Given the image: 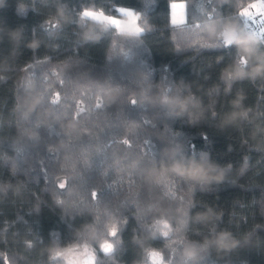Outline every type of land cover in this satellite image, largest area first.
I'll return each instance as SVG.
<instances>
[{"label":"trees","instance_id":"trees-1","mask_svg":"<svg viewBox=\"0 0 264 264\" xmlns=\"http://www.w3.org/2000/svg\"><path fill=\"white\" fill-rule=\"evenodd\" d=\"M172 1L0 0V264H71L57 253L76 248L91 264H264L254 0H182L174 23ZM117 7L140 32L82 15Z\"/></svg>","mask_w":264,"mask_h":264},{"label":"rangeland","instance_id":"rangeland-1","mask_svg":"<svg viewBox=\"0 0 264 264\" xmlns=\"http://www.w3.org/2000/svg\"><path fill=\"white\" fill-rule=\"evenodd\" d=\"M170 5H171L170 6L171 22L174 23V22L185 21V17H186L185 2L182 0H173L170 3ZM243 15L245 16L243 27L246 29L247 36L250 38L259 37L264 29V0L252 1L250 5L243 10ZM117 19L125 20L126 17L124 18L118 17ZM138 27L140 26L137 24V21H136L135 28H138ZM225 31L226 30L220 33V36L224 42H225V36H224ZM69 250H72L74 254L73 259L70 261L71 264H89V261L91 264L92 254L89 249H86V248L77 249L76 248V249H69ZM69 250H66L64 253H67Z\"/></svg>","mask_w":264,"mask_h":264},{"label":"snow or ice","instance_id":"snow-or-ice-1","mask_svg":"<svg viewBox=\"0 0 264 264\" xmlns=\"http://www.w3.org/2000/svg\"><path fill=\"white\" fill-rule=\"evenodd\" d=\"M123 15L126 17L125 20H117L115 18L112 17H106L104 16L103 13L100 12H94L91 10H85L82 15L89 17L93 20H96L100 23H105V24H110L113 26H116L117 28L121 29V30H134L135 29V24H136V17L133 15L132 12L127 11L125 12L124 10H122ZM225 36V42L226 43H231L233 40H236L237 43H241V44H246V41H242L240 40L234 32H232L231 30H226L224 33ZM111 247L110 244L105 243L104 245H102V248L104 250H109ZM58 256H63L66 260L71 261L74 257L73 251L69 250L67 253H57ZM149 256L151 259H153L154 261L158 259V253L155 252H150ZM90 264V261H89Z\"/></svg>","mask_w":264,"mask_h":264},{"label":"clouds","instance_id":"clouds-1","mask_svg":"<svg viewBox=\"0 0 264 264\" xmlns=\"http://www.w3.org/2000/svg\"><path fill=\"white\" fill-rule=\"evenodd\" d=\"M170 170L179 174H187L192 179L202 180L204 182L219 181L223 178L222 173L215 176L209 175L210 172L216 171L215 166L205 165L196 162H190L188 164H185L181 161H174L171 165ZM227 236V233L220 234L217 243H219L222 247H228L229 245H226L224 243ZM187 255L189 259L193 258V254L191 252H189Z\"/></svg>","mask_w":264,"mask_h":264},{"label":"crops","instance_id":"crops-1","mask_svg":"<svg viewBox=\"0 0 264 264\" xmlns=\"http://www.w3.org/2000/svg\"><path fill=\"white\" fill-rule=\"evenodd\" d=\"M170 6H171V5H170ZM169 8H170V7H169ZM117 10H118V16H109V15H104V16H106V17H112V18H115V19H117L118 17L124 18L125 16L123 15L122 10H124L125 12L130 11V12L133 13V15H134L135 17L137 16L136 13H135L133 10L129 9V8L117 7ZM83 12H84V11H83ZM117 20H118V19H117ZM114 27H115V26H114ZM116 28H117V27H116ZM117 29L120 30V31H125V32L129 31V32H133V33H138V32L141 31L140 27L135 28L134 30H121V29H119V28H117Z\"/></svg>","mask_w":264,"mask_h":264}]
</instances>
